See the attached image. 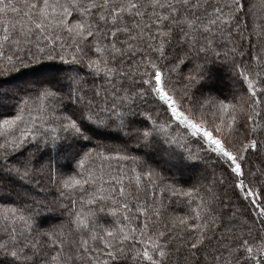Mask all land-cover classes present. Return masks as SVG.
Returning a JSON list of instances; mask_svg holds the SVG:
<instances>
[{"label":"snow or ice","instance_id":"1","mask_svg":"<svg viewBox=\"0 0 264 264\" xmlns=\"http://www.w3.org/2000/svg\"><path fill=\"white\" fill-rule=\"evenodd\" d=\"M0 264H264V0H0Z\"/></svg>","mask_w":264,"mask_h":264}]
</instances>
